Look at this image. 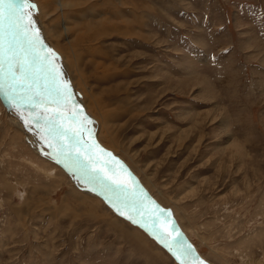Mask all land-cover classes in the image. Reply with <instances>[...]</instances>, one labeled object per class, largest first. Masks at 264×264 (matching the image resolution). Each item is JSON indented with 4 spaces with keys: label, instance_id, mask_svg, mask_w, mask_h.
<instances>
[{
    "label": "rangeland",
    "instance_id": "rangeland-1",
    "mask_svg": "<svg viewBox=\"0 0 264 264\" xmlns=\"http://www.w3.org/2000/svg\"><path fill=\"white\" fill-rule=\"evenodd\" d=\"M34 3L41 36L91 120L84 139L100 150L38 135L32 118L43 106L14 96L5 63L0 264H178L118 214L112 192L87 190L93 169L114 171L170 214V241L178 229L176 243L191 246L187 264H264V0ZM64 127L71 136L78 125Z\"/></svg>",
    "mask_w": 264,
    "mask_h": 264
},
{
    "label": "snow or ice",
    "instance_id": "snow-or-ice-1",
    "mask_svg": "<svg viewBox=\"0 0 264 264\" xmlns=\"http://www.w3.org/2000/svg\"><path fill=\"white\" fill-rule=\"evenodd\" d=\"M37 11L38 6L34 0H0V94L4 93V65L7 62L9 69L7 86L14 96L23 97L34 109L43 106L45 115L41 116L38 113L32 118L37 121V134L43 132L44 139L66 137L74 147L80 144L87 145L88 141L84 139V135L86 133L88 137L92 136V130L87 127L91 120L84 114L83 109L75 104L70 83L63 79L64 73L58 63L59 57L45 44L41 36L34 19ZM6 22L10 36L7 50L4 48ZM25 46L28 54L20 59L19 52L24 51ZM37 77L46 80L51 87L46 86L43 90H38ZM48 105L55 106L51 115L47 114ZM41 121L43 126L40 124ZM64 121L78 125L71 136L68 135L69 129L64 127ZM29 123L31 121H26L25 126L27 127ZM48 146L51 147V144ZM101 153L110 155L103 153L102 149ZM105 168H109V165L106 164ZM115 175L114 171L112 175H101L95 170L92 172L96 183L114 194L113 206L119 215L133 224L150 228L149 235L162 243L178 264H187L184 257L191 253V246L176 243L178 229H175L177 236L172 237L171 241L165 236L167 233V236L171 237L174 230L170 214L160 209L154 202L145 203L148 198L142 192L134 185L129 186L116 179ZM137 216L139 220L136 219ZM161 217H164L163 223L160 222ZM146 218L150 221L148 225L142 223Z\"/></svg>",
    "mask_w": 264,
    "mask_h": 264
},
{
    "label": "bare ground",
    "instance_id": "bare-ground-1",
    "mask_svg": "<svg viewBox=\"0 0 264 264\" xmlns=\"http://www.w3.org/2000/svg\"><path fill=\"white\" fill-rule=\"evenodd\" d=\"M87 2H88V1H87ZM42 3H44V2H42ZM59 3H60V2H59ZM43 5H44V4H43ZM73 5H74V4H73ZM44 6H45V5H44ZM59 8L62 9L61 4H60V7H59ZM47 11H48V10H47ZM60 11H61V10H60ZM48 13H49V12H48ZM50 15H51V14H50ZM65 16H66V13H65ZM49 17H50V16H49ZM52 18H53V17H52ZM55 20H56V19H55ZM66 22H67V21H66ZM57 24H58V23H57ZM88 24H89V23H88ZM52 25H54V24H52ZM61 25H62V24H61ZM90 25H91V24H90ZM98 25H99V24H98ZM64 29H65V28H64ZM67 29H68V28H67ZM65 31H66V29H65ZM69 31H70V30H69ZM69 31H68V32H69ZM68 32H67V33H68ZM66 35H67V34H66ZM69 36H70V35H69ZM81 36H82V35H81ZM69 39H70V38H69ZM80 39H81V38H80ZM83 39H84V37H83ZM83 39H82V40H83ZM78 40H79V39H78ZM82 40H81V41H82ZM75 43H76V42H75ZM79 44H80V43H79ZM71 65H72V64H71ZM78 86H80V85H78ZM40 88H41V87H40ZM41 89H44V88L42 87ZM86 90H87V89H86ZM87 92H88V91H87ZM107 92H108V91H107ZM88 94H89V93H88ZM85 99H86V98H85ZM88 99H89V97H88ZM88 103H89V102H88ZM90 103H91V102H90ZM93 105H94V103H93L91 106H93ZM48 106H49V105H48ZM53 106H54V105H53ZM91 106H90V107H91ZM99 106H100V104H99ZM93 108H94V107H93ZM93 108H92V109H93ZM102 108H103V106H102ZM101 110H102V109H101ZM89 111H90V109H89ZM102 114H104V113H102ZM106 115H107V114H106ZM100 117H102V116H100ZM106 117H107V116H106ZM102 119H103V118H102ZM97 120H98V118H97ZM98 121H99V120H98ZM42 126H43V125H42ZM101 126H103V125H101ZM102 128H103V127H102ZM110 139H111V136H110ZM61 140H62V139H61ZM102 140L104 141V143H105L106 145H107V143H109V140L107 141L106 138H104V137H103ZM112 140H113V139H112ZM112 140H111V141H112ZM110 143H111V142H110ZM110 143H109V144H110ZM112 143H113V142H112ZM67 144H68V143H67ZM105 144H104V145H105ZM87 145H88V147H90V149H92L91 145H93V143H89V144H87ZM109 146H110V145H109ZM109 146H108V147H109ZM79 147H80V145H79ZM94 147H95V144H94ZM114 147H115V146H114ZM109 148H110V147H109ZM111 148H113V146H112ZM39 150H40V149H39ZM99 150H100V149H99ZM99 150H98V149H95V150H92V151L94 152V154H95V153L98 154V151H99ZM37 151H38V150H37ZM80 151H83V152L86 153V151H87V147L84 146L82 149L80 148ZM115 151H116V150H115ZM100 152H101V151H100ZM103 152H104V151H103ZM76 154H77V153H76ZM87 155H90V154L88 153ZM91 157H92V156H91ZM77 158H79V157H77ZM89 158H90V157H89ZM104 158H106V157H104ZM85 160H87V159H85ZM85 160H84V158L81 159V156H80V161H83L82 164L84 163V166H87L86 168H88V170L91 171V170L93 169V167L95 168V164H96V163L93 164V165H94V166H93L91 161L88 162V161H85ZM88 160H89V159H88ZM59 162H60V161H59ZM93 163H94V162H93ZM93 170H94V169H93ZM96 170H97V167H96ZM97 171H98V170H97ZM76 173H78V172H76ZM89 173H90V172H89ZM90 174H91V173H90ZM96 184H97V183H89V182H86L84 186L87 188V190H89V191H91V192H93V193H97L96 190H95V189H96V188H95ZM110 194H111V192H110ZM111 195H114V194L112 193ZM114 198H115V196H114ZM142 223H145L146 225L149 224V223H147V220H146V219H145L144 221H142ZM143 228L146 229V227H143ZM149 230H150V228L147 229L148 232H149Z\"/></svg>",
    "mask_w": 264,
    "mask_h": 264
},
{
    "label": "water",
    "instance_id": "water-1",
    "mask_svg": "<svg viewBox=\"0 0 264 264\" xmlns=\"http://www.w3.org/2000/svg\"><path fill=\"white\" fill-rule=\"evenodd\" d=\"M88 143H90L89 141H88ZM91 147H92V150H95L96 148L93 146V145H91ZM100 156V155H99ZM101 167V166H100ZM102 169L104 170V172L105 173H107L108 174V169L107 168H105V165H104V163L102 162ZM109 175V174H108ZM143 195L144 196H146L148 199H147V201H145V203H148L149 201H151V202H154V200L150 197V196H148L147 194H145V193H143ZM155 203V202H154ZM156 205V204H155ZM149 207H151V205L149 204ZM163 221H164V217H161L160 218V222L161 223H163ZM173 233V232H172ZM172 233H171V235H172ZM165 236L167 237V239L170 241V237H168L167 236V233H165ZM167 250V249H166ZM168 251V250H167ZM169 252V251H168ZM170 253V252H169ZM170 255H172L171 253H170ZM173 256V255H172Z\"/></svg>",
    "mask_w": 264,
    "mask_h": 264
}]
</instances>
